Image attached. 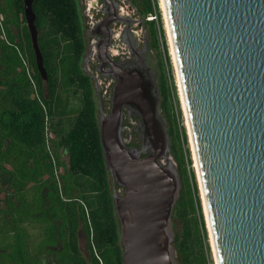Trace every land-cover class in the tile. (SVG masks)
I'll use <instances>...</instances> for the list:
<instances>
[{
    "label": "water",
    "instance_id": "95a60500",
    "mask_svg": "<svg viewBox=\"0 0 264 264\" xmlns=\"http://www.w3.org/2000/svg\"><path fill=\"white\" fill-rule=\"evenodd\" d=\"M33 3L23 0L24 17L47 82ZM165 3L218 263L264 264V0ZM158 74L149 44L113 63L111 108L98 119L107 171L120 188L113 204L122 264L181 262L173 213L182 181ZM126 117L139 119V147L123 135Z\"/></svg>",
    "mask_w": 264,
    "mask_h": 264
},
{
    "label": "trees",
    "instance_id": "16d2710c",
    "mask_svg": "<svg viewBox=\"0 0 264 264\" xmlns=\"http://www.w3.org/2000/svg\"><path fill=\"white\" fill-rule=\"evenodd\" d=\"M33 10L47 82L36 69L23 0L0 2V264H41L40 253L56 244L53 232L60 233L63 247L48 249L56 264H122L95 92L80 68L85 45L76 1L34 0ZM138 11L150 28L152 45L158 46L160 38L164 50L161 106L183 184L173 213L183 223L176 239L180 261L213 264L158 0H139ZM148 16L155 19L146 21ZM26 56L36 88L23 63ZM70 90L80 109L66 116L58 104ZM49 130L54 139L48 138ZM36 224L43 229L39 248L27 228ZM80 227L87 254L79 249Z\"/></svg>",
    "mask_w": 264,
    "mask_h": 264
},
{
    "label": "flooded vegetation",
    "instance_id": "af4514ba",
    "mask_svg": "<svg viewBox=\"0 0 264 264\" xmlns=\"http://www.w3.org/2000/svg\"><path fill=\"white\" fill-rule=\"evenodd\" d=\"M75 1L79 12L85 45L80 68L82 73L89 77L92 82L96 95L97 117L99 119L101 113L107 115L111 108L110 98L115 85V81L109 75V69L112 64L127 59H135L136 53L143 50L147 44H149L152 50V44L148 43L144 37L145 20L138 11L139 0L138 2L137 0ZM113 12L115 14L114 17L112 14ZM113 20H115V22ZM105 23H107V25H104ZM137 27L140 29H137ZM142 34L143 36L141 38ZM23 63L26 67L33 88H36L32 79L34 69L29 63L27 56L23 58ZM158 69L159 86L161 85V70L159 63ZM96 82L98 83L100 93L99 98L96 94ZM48 132V138H50L51 135L54 139L52 132H50V130ZM42 234V225L36 224L35 237L38 248L40 246L39 243L42 240ZM60 237L61 235L59 232H53V238L55 239L56 244H51L46 249L47 251L40 253L39 261L41 264H56V255L48 252V249L52 252L62 251L63 247ZM78 238L79 249L83 253L81 248L83 238L82 227L78 230Z\"/></svg>",
    "mask_w": 264,
    "mask_h": 264
},
{
    "label": "rangeland",
    "instance_id": "374dc122",
    "mask_svg": "<svg viewBox=\"0 0 264 264\" xmlns=\"http://www.w3.org/2000/svg\"><path fill=\"white\" fill-rule=\"evenodd\" d=\"M0 2H2V0H0ZM137 2H138V0H137ZM159 2H160V0H158V4H159L160 11H161V16H162L163 28H164V33H165V37H166L167 51H168V54L170 56V61H171L172 57H171V54H170V46H169L168 37H167V33H166V26H165V22H164L165 20H164L163 12H162V9H161V6H160ZM152 19H155V18L153 16H148L146 18V21H151ZM144 23H145L144 37L146 38L148 43L152 44V36H151L150 28L146 24V22H144ZM137 29H140V28L137 27ZM15 33H16V31H15ZM142 36H143V34L141 35V38H142ZM157 45L158 46H153L152 45V53L157 58L158 63L161 62V64L163 65L164 70H166V62H165V56H164V52H163L164 50H163V45L161 43L160 38L158 39ZM171 66H172V74H173V78H174V82H175V86H176V91H177V95H178V100H179V107H180V110H181L180 126L184 127V130H185V133H186L187 144H188V147H189V150H190V157H191V161H192L191 167L193 168V171H194V174H195V180H196V184H197V188H198V192H199L198 195H199V198H200L201 210H202V214H203V217H204L202 199H201V196H200V189H199V184H198V180H197L196 171H195V168H194L193 156H192V151H191V147H190V143H189V136H188V132H187V128H186L185 122H184L185 119H184V114H183V110H182V106H181L180 95H179V90H178V84H177V79H176V72H175V69H174L175 67H174L173 61H171ZM62 75H64V74L62 73ZM63 77H65V75ZM71 92H72L71 90L67 91V92H63L62 93V100H60V102L58 104V106L61 108L58 112L59 113L63 112V114L66 115V116H68L69 114L70 115L76 114L78 112V110L80 109V103H79L80 101L78 102L79 99H77L74 96V94H72ZM95 98H96V95H95ZM66 99H68V101H66ZM138 122H139V119L135 118V117H133L131 119L126 117L125 120H124V123H123L124 133H123V135L125 136L127 131L130 132V144H129V146H136V147L140 146L139 134H137L135 132V128L138 125ZM168 132H170L169 124H168ZM50 138H52L51 135H50ZM171 141H172V139H171ZM172 154H173V152H172ZM60 155H61V160L64 163L67 164L68 163V155H67V153L62 150V151H60ZM173 158H174V162H175V164H176V166L178 168V164H177V162L175 160V156L174 155H173ZM178 170H179V168H178ZM60 172H62V169L60 170ZM110 180H111V187L113 189V192L117 193L118 190H120V188L116 184L113 183L111 178H110ZM182 189H183V184H182ZM204 222H205V217H204ZM173 223H174V230H175L176 236H179L182 233V230H183V223H182V221H180L179 219H177L175 217H173ZM205 227H206V230H207L206 222H205ZM27 228H28V231L30 232V234L31 233L35 234L36 226L27 225ZM207 238H208V243H209V246H210L211 262L213 264H215L214 257H213V252H212L211 245H210L208 230H207ZM81 248L83 250V253L87 254V251H88L87 250V240H86V236H85L84 233H83L82 247ZM180 264H181V262H180Z\"/></svg>",
    "mask_w": 264,
    "mask_h": 264
},
{
    "label": "bare ground",
    "instance_id": "6f19581e",
    "mask_svg": "<svg viewBox=\"0 0 264 264\" xmlns=\"http://www.w3.org/2000/svg\"><path fill=\"white\" fill-rule=\"evenodd\" d=\"M159 3H160V6H161V9L163 12V16H164V20H165L164 22H165V26H166V33H167L168 42H169V46H170V54L172 57L171 61H173V64L175 67L174 69L176 72V79H177V84H178L180 101H181V106H182L184 119H185L184 122H185L187 132H188V136H189V143H190V147H191V151H192L194 168L196 171L197 180H198V184H199L200 196L202 199L203 212H204L205 222H206V226H207V230H208V234H209L210 245H211V249L213 252L215 264H219L218 259H217V252H216L214 237H213L212 228H211V222H210V218H209L208 206H207V202H206V198H205V193H204L203 184H202L199 166H198V160H197L195 146H194V142H193V136H192V132H191V126H190V121H189V117H188V111H187V106H186V102H185L183 86H182L181 77H180V73H179V68H178V63H177V58H176V53H175V47H174V43H173V37H172L168 13H167V7H166L165 0H160Z\"/></svg>",
    "mask_w": 264,
    "mask_h": 264
},
{
    "label": "crops",
    "instance_id": "0c3cea01",
    "mask_svg": "<svg viewBox=\"0 0 264 264\" xmlns=\"http://www.w3.org/2000/svg\"><path fill=\"white\" fill-rule=\"evenodd\" d=\"M70 105V104H69Z\"/></svg>",
    "mask_w": 264,
    "mask_h": 264
}]
</instances>
